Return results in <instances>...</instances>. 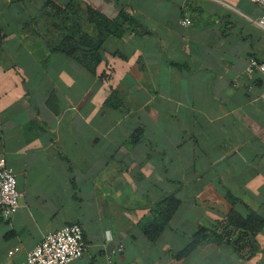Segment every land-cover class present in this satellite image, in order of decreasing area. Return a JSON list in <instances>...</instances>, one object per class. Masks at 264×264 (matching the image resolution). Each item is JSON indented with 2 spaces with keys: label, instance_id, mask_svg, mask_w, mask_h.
I'll return each mask as SVG.
<instances>
[{
  "label": "crops",
  "instance_id": "0c3cea01",
  "mask_svg": "<svg viewBox=\"0 0 264 264\" xmlns=\"http://www.w3.org/2000/svg\"><path fill=\"white\" fill-rule=\"evenodd\" d=\"M82 1L136 19L122 38L105 39L95 73L52 53L65 31L48 0H0V159L21 192L13 217L0 211V264H27L44 233L74 223L87 247L72 264H108L120 244L119 264H264V229L252 258L205 243L174 260L200 227L233 210L264 219V75L245 73L251 56L264 59L262 8ZM113 94L118 107L107 103ZM171 194L181 204L150 241L141 221Z\"/></svg>",
  "mask_w": 264,
  "mask_h": 264
},
{
  "label": "trees",
  "instance_id": "16d2710c",
  "mask_svg": "<svg viewBox=\"0 0 264 264\" xmlns=\"http://www.w3.org/2000/svg\"><path fill=\"white\" fill-rule=\"evenodd\" d=\"M45 6L57 14V26L61 25L65 31L57 44L50 45L52 53H64L93 73L102 61L100 50L105 39L109 36L122 38L127 29L125 25L136 23V19L125 10L112 19L82 0H71L66 6L56 0H48ZM107 103L114 107L121 105L116 94ZM180 204L174 194L167 195L152 209V218L142 219V230L150 241L156 240L170 224ZM263 229L264 219L252 209L247 208L245 213L233 210L214 229L200 227L190 237L188 245L174 255V260L177 262L186 258L197 246L205 243H231L240 255L245 253L247 258H252L258 249L256 235Z\"/></svg>",
  "mask_w": 264,
  "mask_h": 264
},
{
  "label": "built area",
  "instance_id": "2783aa9c",
  "mask_svg": "<svg viewBox=\"0 0 264 264\" xmlns=\"http://www.w3.org/2000/svg\"><path fill=\"white\" fill-rule=\"evenodd\" d=\"M262 8V14L255 23L264 29V0H249ZM192 20L185 18L182 24L191 25ZM249 81H253L257 73L264 75V59L251 56L245 68ZM21 192L18 189V180L12 168L3 159H0V211L4 219L13 217L20 208ZM106 240H110L109 231ZM84 231L80 224L65 225L60 229L44 233L42 240L27 253V264H72L81 258L86 251ZM125 249L123 244L106 253L108 264H119L115 257Z\"/></svg>",
  "mask_w": 264,
  "mask_h": 264
}]
</instances>
